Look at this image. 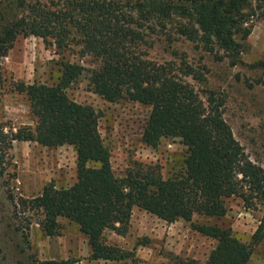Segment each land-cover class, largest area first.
Segmentation results:
<instances>
[{
    "label": "trees",
    "instance_id": "obj_1",
    "mask_svg": "<svg viewBox=\"0 0 264 264\" xmlns=\"http://www.w3.org/2000/svg\"><path fill=\"white\" fill-rule=\"evenodd\" d=\"M20 4L19 12L10 6L12 15L3 24L0 61L21 34L43 37L65 51L69 24L76 16L97 17L103 36L101 46L90 53L97 58L94 67L66 60L60 63L53 84L15 83L29 100L35 127H21L13 139L47 147L68 144L77 152L76 181L62 186L51 181L28 201L30 208L40 212L45 234L58 235L59 219H69L87 236L92 259L122 260L132 252L108 243L105 232L125 235L133 210L139 207L169 223L191 221L194 230L217 241L206 261L178 257L174 264H248L255 246L264 239V219L252 242L242 241L232 227L211 220L227 214L230 197H240L248 207L264 199V168L249 158L234 136L223 115L224 100L214 92L203 98L185 78L197 75L192 65L159 62L135 46L150 31L167 34L171 24L187 39L203 42L206 49L227 52L236 64L242 47L237 36L245 39L251 32L244 27L249 0H30ZM256 65L264 69V58ZM85 70L93 89L108 101L128 98L151 106L143 141L157 147L163 138L179 137L186 146L180 169L166 177L158 163L134 161L124 175L115 172L111 150L99 129V113L67 93ZM195 216L203 220L194 221Z\"/></svg>",
    "mask_w": 264,
    "mask_h": 264
},
{
    "label": "rangeland",
    "instance_id": "obj_2",
    "mask_svg": "<svg viewBox=\"0 0 264 264\" xmlns=\"http://www.w3.org/2000/svg\"><path fill=\"white\" fill-rule=\"evenodd\" d=\"M24 1L30 0H0V33L12 15L10 6ZM22 9L17 7L15 12ZM245 11L248 17L244 27L251 32L245 39L237 36L242 47L236 64L227 52L217 47L206 49L203 42L187 39L171 24L167 28L170 35L159 29L150 31L135 50L159 62L179 66L187 61L192 65L197 75L185 78L203 98L214 92L224 100L223 115L234 136L249 158L264 168V69L256 65L264 58V0H249ZM69 25L70 43L65 51L43 37L21 34L0 61V264H45L51 260L68 264H174L178 257L206 261L217 244L215 239L194 230L191 221L169 223L139 207L134 208L125 235L105 232L108 243L132 252L122 260L92 259L87 236L69 219H59L62 227L58 235L49 236L42 230V216L28 201L51 181L57 186L73 184L77 152L68 144L47 147L13 139L21 127H35L29 100L16 90L15 83L53 84L58 81L60 63L66 60L87 69L96 65L97 58L90 53L102 44L100 20L82 15ZM67 93L99 113V129L118 175H124L134 161L158 163L166 177L182 167L186 146L179 137L163 138L157 147L143 141L151 106L128 98L108 101L93 89L88 70L67 88ZM226 203L227 214L211 222L230 226L239 239L252 242L264 219V199L251 207L240 197H230ZM197 220L203 219L195 216ZM248 264H264V239L255 246Z\"/></svg>",
    "mask_w": 264,
    "mask_h": 264
}]
</instances>
